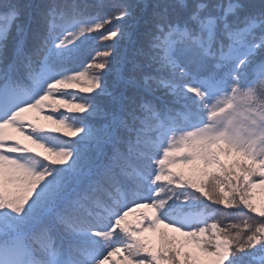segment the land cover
<instances>
[{
	"label": "snow or ice",
	"instance_id": "6c2138e0",
	"mask_svg": "<svg viewBox=\"0 0 264 264\" xmlns=\"http://www.w3.org/2000/svg\"><path fill=\"white\" fill-rule=\"evenodd\" d=\"M260 187L264 0H0V264H264Z\"/></svg>",
	"mask_w": 264,
	"mask_h": 264
},
{
	"label": "trees",
	"instance_id": "16d2710c",
	"mask_svg": "<svg viewBox=\"0 0 264 264\" xmlns=\"http://www.w3.org/2000/svg\"><path fill=\"white\" fill-rule=\"evenodd\" d=\"M21 3H27L29 2V0H20ZM132 2H136V0H132ZM107 47V43L106 42H100L98 37L93 35L89 38L85 49H84V55L82 57L83 61H87V59L89 58L90 55L94 54L95 51L97 50H103ZM37 115V114H36ZM44 115L45 114H39L37 115L38 117H36V119H39L38 122L48 125V126H52L50 121H47L44 119ZM47 121V122H46ZM32 147L35 148V146L31 145ZM37 151H43L42 149H36ZM178 169L182 168V170H184L187 173L190 172V169L187 166H177ZM190 191H194V190H190ZM199 210V209H198ZM220 214H217V219H219ZM129 219V217H128ZM239 219H241V217H236L234 220L232 221H224L223 223H229V222H238ZM112 260L115 262V264H122V261L119 258V254H117L116 256H114L112 258Z\"/></svg>",
	"mask_w": 264,
	"mask_h": 264
},
{
	"label": "rangeland",
	"instance_id": "374dc122",
	"mask_svg": "<svg viewBox=\"0 0 264 264\" xmlns=\"http://www.w3.org/2000/svg\"><path fill=\"white\" fill-rule=\"evenodd\" d=\"M253 194H254V202L257 204V206H259L260 203L264 202V187L254 189ZM143 211H147V210L144 209ZM168 231H170V230H168ZM144 235H145V237L150 239L153 243H155L157 241V234L156 233L147 232ZM176 235H179V234H176Z\"/></svg>",
	"mask_w": 264,
	"mask_h": 264
}]
</instances>
